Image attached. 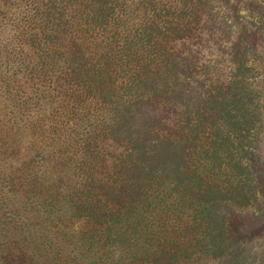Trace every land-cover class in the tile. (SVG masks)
<instances>
[{"label": "trees", "instance_id": "16d2710c", "mask_svg": "<svg viewBox=\"0 0 264 264\" xmlns=\"http://www.w3.org/2000/svg\"><path fill=\"white\" fill-rule=\"evenodd\" d=\"M214 1L0 0V264L253 263L231 219L257 196L264 21L236 5L212 90L182 47Z\"/></svg>", "mask_w": 264, "mask_h": 264}, {"label": "rangeland", "instance_id": "374dc122", "mask_svg": "<svg viewBox=\"0 0 264 264\" xmlns=\"http://www.w3.org/2000/svg\"><path fill=\"white\" fill-rule=\"evenodd\" d=\"M212 31L210 27L202 31L199 30L187 37L182 47L184 54L191 57L196 65L198 72H204L196 78L204 81L205 76L212 70V90H220L227 82V76L232 68V35L240 30L234 17L237 8L246 19L254 22L264 21V0H227L226 2L214 1L212 3ZM220 6L218 12L215 8ZM214 9V10H213ZM223 17L222 24L217 23L215 15ZM219 20V18H218ZM212 32V34H211ZM258 38L254 40L255 55H252V62L257 69L259 80L258 88L261 92L262 103L264 104V38L257 34ZM210 36V37H209ZM199 39L200 41H196ZM207 39V41L205 40ZM192 41H196L192 45ZM197 51V52H196ZM193 52L196 54H193ZM212 66V69L209 68ZM199 74V73H198ZM207 79V78H206ZM208 83V80H205ZM196 84L197 81H195ZM201 83V82H199ZM200 85V84H199ZM264 112V110H263ZM180 123V119L178 121ZM174 125V124H173ZM172 126V124H171ZM249 140V139H248ZM244 148L248 149L247 161L250 163L251 171L255 179V189L257 196L242 200L232 210V236L242 235L251 241L253 260L252 264H264V113L262 124L257 130L256 137L250 141H241ZM105 153L108 158L113 160L120 152L126 149V146L119 145L114 141H108L104 145ZM185 264H222L213 260L209 256L197 255L193 259L186 261Z\"/></svg>", "mask_w": 264, "mask_h": 264}]
</instances>
